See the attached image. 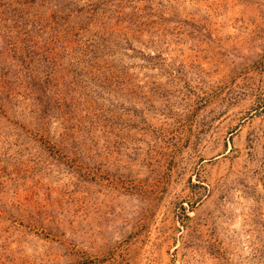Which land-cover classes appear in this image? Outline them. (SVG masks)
<instances>
[{"label": "rangeland", "instance_id": "374dc122", "mask_svg": "<svg viewBox=\"0 0 264 264\" xmlns=\"http://www.w3.org/2000/svg\"><path fill=\"white\" fill-rule=\"evenodd\" d=\"M0 264H264V0H0Z\"/></svg>", "mask_w": 264, "mask_h": 264}]
</instances>
